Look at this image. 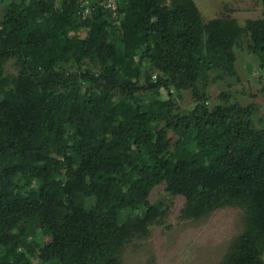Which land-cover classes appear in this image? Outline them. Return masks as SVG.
I'll return each instance as SVG.
<instances>
[{"label": "trees", "instance_id": "obj_1", "mask_svg": "<svg viewBox=\"0 0 264 264\" xmlns=\"http://www.w3.org/2000/svg\"><path fill=\"white\" fill-rule=\"evenodd\" d=\"M117 2V17H83L76 0H0V264H124L163 215L149 201L162 185L184 199L182 219L241 210L219 264H264V126L253 105L207 95L212 73L237 80V49L264 70V19ZM170 91H190L192 108Z\"/></svg>", "mask_w": 264, "mask_h": 264}, {"label": "rangeland", "instance_id": "obj_2", "mask_svg": "<svg viewBox=\"0 0 264 264\" xmlns=\"http://www.w3.org/2000/svg\"><path fill=\"white\" fill-rule=\"evenodd\" d=\"M203 20L227 18L243 28L247 20L264 19V4L261 0H193ZM84 35L85 32L83 31ZM243 40L246 37L243 34ZM235 70L237 80L225 78L214 80L207 87L212 103L218 91L229 92L241 106H254L253 119L258 127L264 126V70L247 49H237ZM83 66H87L86 62ZM68 70L74 66L66 65ZM4 76L14 77V61L9 60ZM153 78V77H152ZM154 80V79H152ZM226 84H231L228 88ZM171 93V91H170ZM171 95L178 112L186 113L194 105L192 93L183 91ZM163 96H166L163 93ZM147 105V97H140ZM151 203L162 202L163 215L149 227L148 237L128 245L123 253L124 264H219L230 242L244 229L243 212L237 208H222L201 220L182 219L181 210L185 201L182 197H170L164 185L152 191ZM257 249L264 262V240H257ZM37 264V260H32Z\"/></svg>", "mask_w": 264, "mask_h": 264}, {"label": "built area", "instance_id": "obj_3", "mask_svg": "<svg viewBox=\"0 0 264 264\" xmlns=\"http://www.w3.org/2000/svg\"><path fill=\"white\" fill-rule=\"evenodd\" d=\"M78 3L79 13L83 17H88L94 11L96 6L107 10L113 17L119 14L117 0H76ZM122 17V16H121ZM155 79V76H153Z\"/></svg>", "mask_w": 264, "mask_h": 264}]
</instances>
